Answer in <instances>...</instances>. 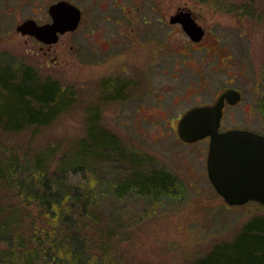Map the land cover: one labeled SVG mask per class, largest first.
Listing matches in <instances>:
<instances>
[{"label":"rangeland","instance_id":"374dc122","mask_svg":"<svg viewBox=\"0 0 264 264\" xmlns=\"http://www.w3.org/2000/svg\"><path fill=\"white\" fill-rule=\"evenodd\" d=\"M88 1L79 3L85 9L81 26L64 37L65 45L56 43L52 47L55 49L52 54L56 56L50 62L42 51L24 43L19 34L12 30H8L10 33L0 31V64L22 61L36 67L41 75L51 76L77 89L74 106L33 138L27 131L0 138L23 147V150L29 148L32 156L34 150L54 149L47 156L50 171L69 153L70 160L77 164L74 149H82L88 119L97 110L96 126L114 133L126 150L147 157L150 160L146 163L148 167L171 171L179 182V193L178 198L172 196V201L166 202L164 198L149 202L136 193L117 198L108 186L113 187L112 183L129 172L131 167L123 160L88 159L87 167L66 171L64 177L72 185L89 184L91 178L101 179L94 187L97 196L93 205L101 216L95 224L105 228L110 222L114 226L108 235H98L92 225L84 229L86 238L95 248L92 252L99 256L96 264H188L204 254L215 241L231 238L251 215L264 212V207L255 202L226 204L207 177L208 139L186 143L176 131L178 117L187 109L213 101L214 95L225 87H234L240 91L241 99L237 104L225 107L221 128L251 126L264 132L261 110L264 98V0H250L252 11L249 14L242 10L248 0H216V7L199 0H117L120 2L117 8H110L109 3L104 13L112 15L120 7L128 17H133L134 9L149 14L153 8L157 10L154 15H164L168 22L177 6L186 7L200 14V25L203 30L206 27L207 32L204 40L195 41L178 29L166 35L168 24L153 23L151 30L157 41L153 46V42L141 39L130 30L131 26L140 24L127 21L126 32L123 25L116 33L118 42L108 50H102V47L112 36L105 39L107 33L95 29L94 18L89 19L90 14L100 15L98 6L101 8L106 0H99L97 5H89ZM73 40L75 45L70 48ZM209 40L224 46V56L231 60H224L223 52L220 57L210 55ZM139 71H142V79ZM123 73H135L136 86L131 82L125 92L128 97L104 100L101 79ZM88 107L94 108V113L91 109L87 111ZM93 125L89 124L88 128L92 129ZM36 209L29 205L24 211L28 214L27 221L30 223L31 219L32 222L28 225L24 220L19 233L23 237L26 233L24 240L29 252L24 257L15 255L14 260H8L9 249L20 252L23 243H16V246L11 243L10 247L0 243V264H63L59 254L54 255L57 261L51 258L55 253L53 248L46 252L47 255L39 251L37 257L31 258L30 245L34 246V243L30 244L27 239L45 222ZM49 243L46 241L42 247Z\"/></svg>","mask_w":264,"mask_h":264},{"label":"trees","instance_id":"16d2710c","mask_svg":"<svg viewBox=\"0 0 264 264\" xmlns=\"http://www.w3.org/2000/svg\"><path fill=\"white\" fill-rule=\"evenodd\" d=\"M199 1L215 7L218 5L216 0ZM250 3L248 0L242 7L247 14L252 11ZM19 62L10 60L0 64V137L17 136L27 131L29 137L33 138L58 116L68 112L77 101V89L73 85L43 76L33 65ZM100 85L104 100H121L128 97L125 92L132 84L131 81L123 82L117 77L107 76L102 78ZM91 107L86 110L91 109L94 113ZM97 117L96 110L88 119L82 149H74L79 163L71 161L69 153L61 157L51 171L47 156L54 149L34 150L32 156L29 148L23 150V147L0 138V243L8 247L11 243L14 246L23 243L20 252L9 249L8 260H14L15 255L24 257L29 252L28 243L24 240L26 233L24 237L19 233L21 224L29 219L24 211L29 205H34L36 213L45 222L42 221L40 229L29 233L27 240L30 244L34 243V246L30 245L31 258L37 257L39 251L47 255L46 252L53 248L55 253L51 258L59 254L63 264L97 263L99 256L92 252L95 248L92 241L86 238L84 229L92 225L98 235H108L114 226L110 222L109 225L105 224V228L95 224L101 216L93 205L97 196L94 187L101 179L97 178L96 181L91 178L89 184L72 185L64 177L71 168L87 167L88 159L123 160L131 167L129 172L112 183L113 187L108 186L117 198L132 193L149 202L163 198L165 202L172 201V196L178 198L179 182L172 172L165 168L148 167L146 163L150 160L147 157L126 150L114 133L97 127ZM89 124L95 126L91 129L88 128ZM27 222L28 225L31 223ZM46 241L51 243L42 247ZM19 259L22 258L19 256ZM188 264H264V212L251 215L240 224L231 238L215 241L204 254Z\"/></svg>","mask_w":264,"mask_h":264},{"label":"water","instance_id":"95a60500","mask_svg":"<svg viewBox=\"0 0 264 264\" xmlns=\"http://www.w3.org/2000/svg\"><path fill=\"white\" fill-rule=\"evenodd\" d=\"M49 12L52 24H33L29 30L37 36L50 34L52 42L56 41V31L73 30L80 19V9L67 1L51 5ZM169 20L179 22L192 40H199L204 33L188 9L172 14ZM27 24L29 21H24L18 29L26 32ZM240 98L237 89L228 88L212 104L190 107L179 117L176 131L184 142L208 137L207 177L226 204L253 201L264 206V134L246 128L220 129L224 103L235 104Z\"/></svg>","mask_w":264,"mask_h":264},{"label":"flooded vegetation","instance_id":"af4514ba","mask_svg":"<svg viewBox=\"0 0 264 264\" xmlns=\"http://www.w3.org/2000/svg\"><path fill=\"white\" fill-rule=\"evenodd\" d=\"M59 1H67V2L75 5L76 7H78L80 9V19H79L77 26L73 30H65L64 32L56 31L57 38H56V41H53V42L49 40V39H51L52 36L48 33H45L41 36H37L33 33H30L29 28H31L32 27L31 25H33V24H36L37 26H49L50 24L53 23V18H52L51 13L49 12V9H50L51 5H53ZM81 1L82 0H0V31H2V32L6 31L3 33H10V32H8V30H12L15 33L19 34L23 38L24 43L31 44L32 46H35L37 48V50L42 51L43 55L48 56L47 62H50L51 60H54L55 56H56L55 54H52L53 51H55V49L52 50V47L56 43L65 45L66 40L64 39V37H66L69 34L74 33L81 26V24L83 22V18H84V13H85L84 7L82 8V6L80 5ZM98 1L99 0H89L88 3H89V5H92V4L97 5L99 3ZM113 1H114V3L112 1L110 2V0H106L104 2V5L101 6L102 9L98 6L99 12H100V15H98V16L91 15L90 13H86V14H90L89 19L92 20L94 18V20H92V24L95 27V29H98L102 32L104 31L107 33V36L105 37V39L108 36H112V38L111 37L107 38L106 43H104V48L102 47V50H104V49L108 50L110 47H113V44L118 42V41H116V38H117L116 33L121 29V27H123V25H124V31L126 32L125 24L126 23L128 24L127 21L134 23L135 25L140 24V26H131L130 30H134V33H137L138 35H140V37H142L141 39H146L148 41L153 42V46L157 43L154 32H152V30H151L154 28L152 26L153 23L168 24L170 27H169V31H167L165 33L166 35H169V33H171L174 29H178L179 31H182L183 33H185V35H187V33L184 31V29L182 28V26L179 22H170V20H169L170 16L176 12H180L181 10L185 11L188 9L191 13V16L196 20V22L201 24L199 22L200 14L198 12H196L192 9H189L186 7L184 8V7H180V6H177L176 7L177 9L172 14L169 15L168 22H166V17L164 15H162L161 17L154 15V12H156L157 10L153 9V8L150 10L149 14H147L148 12H145L143 10L134 9L132 11L135 13V15L133 17H128L124 10L121 11L120 7H119L118 12H115L112 15H110L108 13H104L105 9L108 7L109 3H110L109 7L112 9H116L117 5L120 4V2H118L117 0H113ZM131 10H129V11L131 12ZM24 21H29V23H30V24H27V27L24 28L26 32H22L20 29H18L19 25H21ZM108 22L112 23L111 26L108 25ZM166 30H167V28H166ZM206 32H207V28L204 27V33L201 37V40L205 39L204 37L206 35ZM165 38H166V36H165ZM124 39H126V36L124 37ZM119 40L123 41V39L121 37H119ZM207 43H211L210 55H217V57H220V54L223 52L222 58L224 60H231V58L228 59L224 56V52H225L224 48L225 47L224 46L222 47V45H220L219 42L218 43H217V41L211 42V40H209ZM74 45H75V41L73 40L72 43L69 44V47L73 48ZM230 57H232L231 53H230ZM152 60H153V58H151L150 61L152 62ZM139 72H140L139 76L142 79V76H143L142 71H139ZM134 75H135V73L134 74L123 73V74H119V75H112V76L109 75V77H114V78L117 77V79L122 80L123 82L124 81H131V82H134L135 86H136L138 81H136L137 77H134ZM136 76H137V74H136ZM233 76H235V75L233 74ZM228 88H234V87H225V88L221 89L219 92H217V94L214 95L215 97L213 98V101L205 102V103H201V104H197V105L212 104L216 100V98L224 90H226ZM234 89H236V88H234ZM237 103H235V104H237ZM235 104H229L228 102L224 103L223 108H222V116L220 119V129L223 130V129H228V128H234V127L221 128V126H222V121H223V118L225 115V112H224L225 107L232 106ZM262 109H263L262 112H264V98L262 99L261 110ZM179 117H178V120H179ZM176 127H177V123H176ZM235 128H246V129L254 130L256 132L264 134L263 131L252 128L251 126H249V127L236 126ZM203 139H208V137L203 138ZM187 143H189V142H187Z\"/></svg>","mask_w":264,"mask_h":264},{"label":"bare ground","instance_id":"6f19581e","mask_svg":"<svg viewBox=\"0 0 264 264\" xmlns=\"http://www.w3.org/2000/svg\"><path fill=\"white\" fill-rule=\"evenodd\" d=\"M39 76V75H38ZM102 80V79H101ZM73 153V152H72ZM26 154V153H25ZM13 155V154H12ZM24 157V156H23ZM29 162V161H28ZM28 167V166H27ZM37 168V167H36ZM66 168V167H65ZM49 173V172H48Z\"/></svg>","mask_w":264,"mask_h":264}]
</instances>
